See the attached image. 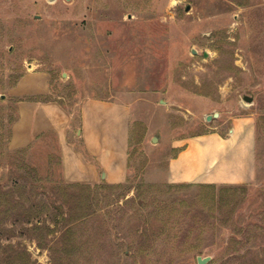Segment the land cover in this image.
<instances>
[{"label":"rangeland","instance_id":"rangeland-1","mask_svg":"<svg viewBox=\"0 0 264 264\" xmlns=\"http://www.w3.org/2000/svg\"><path fill=\"white\" fill-rule=\"evenodd\" d=\"M32 70L50 74L43 98L72 112V139L84 100L130 108L124 182L67 181L52 133L10 145L12 90ZM245 117L253 181L168 180L182 148ZM199 255L264 264V0H0V264H199Z\"/></svg>","mask_w":264,"mask_h":264},{"label":"crops","instance_id":"crops-1","mask_svg":"<svg viewBox=\"0 0 264 264\" xmlns=\"http://www.w3.org/2000/svg\"><path fill=\"white\" fill-rule=\"evenodd\" d=\"M50 79L49 73L32 70L13 87L12 94L18 103L10 145L27 146L40 134L51 131L58 140L67 181L124 182L132 123L130 108L119 101L84 100L77 136L72 139L73 114L61 101L30 98L49 93ZM255 172V127L245 117L235 121L227 135L214 132L182 148L170 158L167 176L170 182L238 184L253 181Z\"/></svg>","mask_w":264,"mask_h":264},{"label":"water","instance_id":"water-1","mask_svg":"<svg viewBox=\"0 0 264 264\" xmlns=\"http://www.w3.org/2000/svg\"><path fill=\"white\" fill-rule=\"evenodd\" d=\"M245 99L250 101L252 98L250 96L245 95ZM212 117H213V115L209 114L207 116V119L210 120ZM210 258H211L210 256L202 257L201 255H199L197 257V261H198L199 264H205V263H207L210 260Z\"/></svg>","mask_w":264,"mask_h":264},{"label":"trees","instance_id":"trees-1","mask_svg":"<svg viewBox=\"0 0 264 264\" xmlns=\"http://www.w3.org/2000/svg\"><path fill=\"white\" fill-rule=\"evenodd\" d=\"M43 97H45L44 95H36V96H32V97H30V98H32V99H38V100H47V99H45V98H43ZM45 133V132H44ZM46 133H52V134H54L53 132H51V131H48V132H46Z\"/></svg>","mask_w":264,"mask_h":264}]
</instances>
